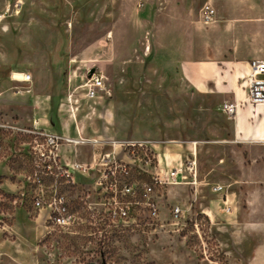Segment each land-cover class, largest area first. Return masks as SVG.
<instances>
[{
	"label": "rangeland",
	"instance_id": "obj_1",
	"mask_svg": "<svg viewBox=\"0 0 264 264\" xmlns=\"http://www.w3.org/2000/svg\"><path fill=\"white\" fill-rule=\"evenodd\" d=\"M146 6V0H0V83L45 103L46 129L87 133L92 140L70 136L90 141L76 147L83 162L108 152L110 140L144 142L146 149L191 144L201 189L156 188L159 223L131 230L97 212L96 175L77 173L76 186L63 191L75 221L55 228L32 201L30 137L21 130H32L34 118L29 110L17 114L5 106L0 108V264H256L264 244V144L235 140L232 120L220 108L224 99L184 84L172 44L178 27H171L163 47L164 27H149ZM90 70L103 75L106 89L93 100L79 87ZM23 74L30 75L29 83L20 81ZM177 147L182 162L189 151ZM121 151L118 158L129 162ZM61 152L72 156L73 148L63 145ZM132 160L127 180L150 183L152 172L142 155ZM159 162L165 168L164 160ZM212 184L224 187L230 213L222 211L220 195L209 191ZM176 206L182 210L179 221L170 214Z\"/></svg>",
	"mask_w": 264,
	"mask_h": 264
},
{
	"label": "built area",
	"instance_id": "obj_2",
	"mask_svg": "<svg viewBox=\"0 0 264 264\" xmlns=\"http://www.w3.org/2000/svg\"><path fill=\"white\" fill-rule=\"evenodd\" d=\"M18 8V5H14ZM201 16L208 23L214 16V11L209 5H203ZM22 83L31 81L30 75H22ZM81 87L87 100L97 99L105 93V83L102 74L95 70L87 72ZM238 85L245 94V100L236 102L225 101L221 105L222 113L229 119L234 118L237 109L243 105H264V59L249 62V73L238 79ZM21 92V91H20ZM29 90L26 91V93ZM29 134V178L35 186L33 206L38 211L47 214V221L55 228L64 229L75 221V213L69 205V201L63 191L66 188H74L76 181L74 174L81 173L90 176L96 175L94 188H96L98 201L96 205L101 207L97 212L104 218L115 224L116 227L134 230L157 226L160 221V211L155 200L154 190L163 186H183L197 192L201 188L195 150L192 149L184 159L174 165L160 168V162L144 142L121 143L110 140V150L97 154V158H91L89 162H69L62 154L61 148L72 147L75 155L76 147L84 145L80 140L46 133L35 127L32 130H21ZM97 143V142H94ZM129 162L118 158L119 150ZM141 154L145 166L151 170L150 183L139 185L127 180L131 171L133 157ZM131 162V163H130ZM209 191L221 196L222 211L230 213L231 207L223 186L212 184ZM95 207V206H93ZM88 210H94L89 204ZM171 217L179 221L182 210L173 207Z\"/></svg>",
	"mask_w": 264,
	"mask_h": 264
},
{
	"label": "crops",
	"instance_id": "obj_3",
	"mask_svg": "<svg viewBox=\"0 0 264 264\" xmlns=\"http://www.w3.org/2000/svg\"><path fill=\"white\" fill-rule=\"evenodd\" d=\"M146 1L145 14L149 18V27H164L162 36L159 37L162 38L159 40L163 47L169 42L171 27H178L177 40L172 44L178 48L179 76L184 84L201 95H216L224 101L236 103L244 101L245 94L238 85V79L249 73L250 61L264 59V0ZM203 5H209L214 11V16L208 23L201 16ZM44 104L23 92L11 93L0 83V108L11 106L17 114L29 110L35 127L46 133L60 136L57 133L60 132L64 137L76 134L77 137L88 139L87 133L77 135L76 131L71 133L68 130L65 134L57 129H46L42 118L46 115ZM6 118L4 117V121ZM231 120L235 140L264 144V105H243ZM107 138H111V134L107 133ZM150 146L159 161L164 160L165 167L181 161L183 154L176 151L177 146L189 152L193 149L187 143L165 142ZM64 154L69 162L84 163L78 153L72 156L67 152H63ZM92 157L97 158V154L93 153L90 160ZM263 249L264 244H260L254 261L256 264L264 262L261 252Z\"/></svg>",
	"mask_w": 264,
	"mask_h": 264
},
{
	"label": "bare ground",
	"instance_id": "obj_4",
	"mask_svg": "<svg viewBox=\"0 0 264 264\" xmlns=\"http://www.w3.org/2000/svg\"><path fill=\"white\" fill-rule=\"evenodd\" d=\"M78 141V140H77ZM81 141V140H80ZM82 143H83V141H82Z\"/></svg>",
	"mask_w": 264,
	"mask_h": 264
}]
</instances>
